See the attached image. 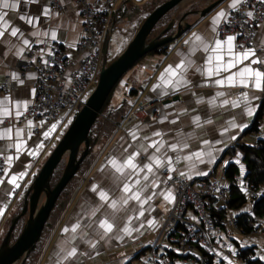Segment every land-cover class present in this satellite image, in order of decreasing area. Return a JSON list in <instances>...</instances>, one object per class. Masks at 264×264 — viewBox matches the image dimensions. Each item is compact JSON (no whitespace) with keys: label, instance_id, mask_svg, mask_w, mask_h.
<instances>
[{"label":"crops","instance_id":"1","mask_svg":"<svg viewBox=\"0 0 264 264\" xmlns=\"http://www.w3.org/2000/svg\"><path fill=\"white\" fill-rule=\"evenodd\" d=\"M124 1L115 0L111 10L105 12L110 23L119 27L117 34L120 35V40L117 45L114 44L115 48L119 46L121 40H125V42L129 40L137 25L147 15L142 11L132 15L127 12L132 6H142L148 0H130L133 5L128 9H126ZM210 2L211 0H204L198 9ZM230 3L231 0H221L205 16L199 19L193 17L195 22L193 27L182 37L169 44L166 53L146 54L131 70L127 81L121 80L117 90L120 91V95L116 98L114 105L110 104L109 99L108 107L114 109L119 105H124V111H127L136 101L143 100L146 103L147 114H156V118L155 120L145 118L137 121L126 131L115 128L102 141L91 164L83 174V179L74 187L75 189H72V194L64 208L58 211V216L48 231L46 242L42 249H39L32 264H57V261L61 260L59 253L63 250L66 254V250L74 244L78 247L81 255L75 258L72 264H132L133 260H138L142 252L141 249L148 247L143 244L156 239L157 234L161 231L173 203V200L169 202L164 199V194L168 191H171L174 196L173 189L166 185L161 173L163 168H168L165 156L173 158L172 171L185 178L207 176L223 178L226 183L224 170L229 163H234L238 168L236 174L243 181L246 165L240 145H253L258 139L264 140V131H262L264 130V114L259 118L257 131L249 130L261 106V90L255 88L252 78L246 77L249 84L252 85L249 87L239 83L234 86H229L227 83L223 86L213 83L217 78L238 72L243 66L249 65L252 59L250 57L249 60L241 61L233 68H227V62L231 58L227 46L222 47L219 53L222 60L219 62L215 59L216 53L212 52L215 39L224 40L227 37L220 38L217 35V27L225 18H221L219 24H213L212 18L222 9L228 13L231 10L228 7ZM45 8L49 10L47 15L43 14ZM0 12L6 13V27L2 29L5 35L0 37V82L4 76L9 75L15 83L12 89L0 93V108L7 109V114L0 113V122L4 118L12 120L10 124H0V156L5 163V168L0 174L1 242L10 220L18 213V207L21 205L22 208L23 203H20L39 169L40 162L46 158L45 155L48 152L40 138H34L30 134L29 120L18 121L17 111L21 115L34 98L33 90L37 73L33 68L21 73L16 66L25 58L24 55L28 48L39 47L36 56H40L49 50V45L52 42L65 45L67 54L75 57L74 46L80 39L82 22L80 8L75 0H63L60 10L51 9L47 0H35V2L19 0L16 9L0 8ZM21 15L26 17L25 20L19 19ZM28 17L32 18V23H28ZM261 25L264 26V22ZM12 27L19 30L16 37L10 35ZM127 27L129 34L125 39L122 30ZM53 32L56 33V39L52 38ZM194 34L200 36L201 40L197 41ZM25 39L29 41L27 45L23 43ZM262 40H264V27H258L254 49H256V58L260 59H264V47H260ZM105 43L107 44V39H105ZM233 43L238 45L236 40ZM205 45H208L207 50H205ZM242 50L239 47L233 49L234 52ZM209 56L212 57V60L210 63H206ZM181 59L193 62L192 67H189L185 72V78L190 83L181 84L178 90L173 91L171 86L162 83L161 75L168 66H175ZM218 64L221 65L219 76H208L206 69L211 67L215 73ZM196 66H200L205 71L196 72ZM251 66L257 67V65ZM14 75L16 79H13ZM236 79L238 81L239 77ZM21 80L23 84L20 83ZM132 89L134 91H131ZM238 90H242V92L237 94ZM217 92H223L224 96H216ZM242 93L248 94L247 102L243 99ZM174 96H177L176 99L170 100ZM224 99L230 102L237 101V107H232L231 103L223 104ZM198 100L200 103H197ZM246 103L254 109L250 115L245 111ZM196 116L200 117L199 127L193 120ZM165 117L167 118L165 119ZM209 119L212 124L205 123ZM173 120L176 121L175 125L171 123ZM233 123L237 127H232ZM241 123L244 127H239ZM225 128H227L226 132ZM17 130H19V136H17ZM155 131L161 132L162 135L160 137L153 136L152 133ZM178 132L181 134L180 136L177 135ZM133 133L137 136L136 140L131 138ZM145 135L150 139L145 140ZM232 136H235L236 139H231ZM44 137L46 136L43 134L42 138ZM153 139L164 141L165 146L161 148L160 153H156L160 156L164 166L159 168L154 166L155 175L149 173L148 181H144L142 172L139 177H133L130 180L128 178L131 174L130 169H125V174H121L115 172L109 165L108 161L112 157L123 159L130 152L136 151L139 154L135 162L142 168L143 163L148 162V157L155 153V146L148 148L150 140ZM177 139L185 140L189 144V148L185 149L182 145H178L175 150L167 147L168 144L175 143ZM204 139L209 140V145L202 143ZM18 141L21 142L19 152L16 149ZM144 148L148 150L144 151ZM125 149H128V152H125ZM189 150L191 152L197 150L204 153L211 152L214 159L204 155L203 163L195 157L185 160L183 157L191 154ZM30 153L38 155L37 161L31 160V156L34 154ZM236 154L238 155L235 156ZM9 156L12 157L11 161H7ZM220 164H222V171L218 173L217 168ZM241 166L244 169L243 174H241ZM5 169H7L6 172ZM21 172L24 175L17 179L15 184L8 183L12 176ZM137 178L141 185L147 184L141 194L146 202L140 205L135 201H129L131 207L125 206V210L116 214L118 221L113 233L105 239H100V236L103 235L102 230H99L98 226L89 228L87 225L93 224L100 218H106L103 215L104 212L110 213L112 210L107 208L105 202L99 200L96 193L92 191V185L95 184L98 188L103 187L108 190L110 198H118L122 195L123 184L132 183L135 188L136 185L133 181ZM154 181L156 186L152 187ZM147 196H151L152 199L148 200ZM97 206H99V211H97ZM94 211L96 212L95 216L92 215ZM141 211L143 212L142 216L139 215ZM129 216L133 219L128 220ZM148 220H152L153 225H149ZM73 224L81 226L75 233L76 240H72L71 226ZM125 224L130 229H135L131 236L124 235L120 231ZM65 228H68L69 231L64 232ZM117 236H122L123 239H117ZM93 241L97 245L95 249L90 246ZM136 248L138 249L136 250Z\"/></svg>","mask_w":264,"mask_h":264},{"label":"built area","instance_id":"2","mask_svg":"<svg viewBox=\"0 0 264 264\" xmlns=\"http://www.w3.org/2000/svg\"><path fill=\"white\" fill-rule=\"evenodd\" d=\"M47 2L53 10L62 9V0ZM75 2L80 8L82 22L81 36L74 46L76 56L68 55L65 45L52 42L49 50L40 56H36L39 47L28 48L25 58L16 66L21 73L31 68L37 73L34 98L18 121H32L30 134L34 138H40L47 151L55 146L98 82L104 54L103 38L109 30L105 12L110 11L115 4V0ZM248 11L253 12L252 17L246 15ZM263 22L264 3H260V0H245L236 10L228 12L217 27V35L220 38L235 35L238 45L254 48L257 25ZM257 67L260 65L257 64ZM14 86V81L6 75L0 82V93ZM241 92L242 90H238L237 94ZM260 101L264 103V90H261ZM145 118L155 120L156 114L148 115L146 103L138 100L130 107L117 128L126 131ZM1 123L10 124L12 120L4 118ZM52 124H55V128L47 137L42 138ZM37 157L34 154L31 160L37 161ZM4 168L5 163L0 156V174ZM161 173L166 185L174 191V200L157 239L147 247L146 258L138 264H209L210 258L213 264H228L225 256L230 259L238 258L231 238L240 231L235 211L227 204V194L231 184L237 186L245 194L248 205L260 191L246 186L237 174L230 181L225 180V183L223 178H185L174 171L169 172L168 168H163ZM263 219L264 217L259 220ZM259 231L262 230L256 228L250 234H259ZM262 236L264 238V233ZM240 260L242 264H253L248 260Z\"/></svg>","mask_w":264,"mask_h":264},{"label":"water","instance_id":"3","mask_svg":"<svg viewBox=\"0 0 264 264\" xmlns=\"http://www.w3.org/2000/svg\"><path fill=\"white\" fill-rule=\"evenodd\" d=\"M186 1L193 0H165L155 6L110 61H107L105 46L95 88L43 160L27 188L21 210L9 224L0 242V264H23L33 250L56 199L88 154V133L93 122L123 75L144 55L162 46L167 47L182 37L195 24L194 18L205 16L221 0H213L201 9L190 8L180 14L174 11L162 24L169 12ZM62 160V172L57 182L51 186L53 172ZM21 218H24L23 223L14 237L15 227Z\"/></svg>","mask_w":264,"mask_h":264},{"label":"snow or ice","instance_id":"4","mask_svg":"<svg viewBox=\"0 0 264 264\" xmlns=\"http://www.w3.org/2000/svg\"><path fill=\"white\" fill-rule=\"evenodd\" d=\"M32 2H35V0H32ZM63 2V0H62ZM245 0H231V3L228 5L229 8L236 10L238 8V5H240L241 3H244ZM19 0H12V2H9V0H0V8L3 9H16L18 6ZM260 3H264V0H260ZM48 9L45 8L43 10V14L47 15L48 14ZM5 15L6 13L4 12H0V37H3L5 35V32L2 30L4 27H6V21H5ZM228 15V13H226L225 10H220L218 11L215 16L212 18V23L213 24H219L221 22V18H226ZM246 15L248 17H252L253 16V12L252 11H248L246 13ZM25 16L21 15L19 17V19L21 20H25ZM28 23H32V18L28 17ZM257 27H264L262 25H257ZM18 29L16 27H12L11 28V32L10 35L12 37H16L18 35ZM195 35V34H194ZM253 35H255L253 33ZM52 38L56 39V33L53 32L52 33ZM236 36L235 35H229L227 36L224 40H220V39H215L214 41V47L212 48V52L216 53L215 59L219 62L222 60L221 55H219L221 49L223 46H227V50L230 54V59L227 62L226 67L227 68H233L235 67L237 64H240L241 61H245V60H249V58L251 57V63L249 65H245L242 68H240V70L238 72L235 73H231L229 75H227L226 77H222V78H217L213 81L214 84L216 85H220L223 86L226 83L229 86H234L236 83H239L240 85H243L245 87H249L252 86L249 84V80L246 79V77L248 78H252L254 81V86L255 88H257L258 90H264V70H261L262 68H264V59H260V58H256L255 56V51L256 49H254L253 47H245L244 45H235L233 42L236 40ZM195 39L197 41L201 40V37L198 35H195ZM23 43L25 45H27L29 43V41L27 39H25L23 41ZM241 48L243 49L242 51L239 52H234L233 49L234 48ZM260 47H264V40L261 41L260 43ZM208 49V45H205V50ZM22 51V50H21ZM212 60V57L209 56L208 60L206 61V63H210ZM192 61L191 60H185V59H181L178 63L175 64V66H168L165 70L164 73H162L161 75V80L162 83L166 86H171L173 91L178 90L179 86L181 84H188L190 83V81H188L185 78V72L189 67H192ZM260 65V67H252L251 65ZM220 67L221 65H217V69L216 72L214 73L211 67H208L206 69V74L208 76H213V75H217L219 76V72H220ZM196 72H201V71H205L203 69H201L200 66H196L195 68ZM237 77H239V80L237 81ZM13 79H16L15 75L13 76ZM21 84H23V81H20ZM158 87V86H156ZM34 91V90H33ZM216 96L219 97H223L224 93L223 92H217ZM242 97L245 100V102L248 101V94L247 93H242ZM197 103H200V101L198 100ZM231 103L232 107H237V101H229L227 99L223 100V104L227 105ZM254 109L249 106L246 103L245 106V111L248 115L251 114V112ZM0 113H4L7 114V109L6 108H0ZM17 117L20 116L19 111H17L16 113ZM167 117H165L166 119ZM194 122L197 123V127H199V120L200 117L196 116L193 118ZM32 121H28V124L31 125ZM41 123H43V121H41ZM172 124L175 125L176 121L173 120L171 121ZM205 123L207 124H212V121L206 120ZM232 127H237V125L235 123H233L231 125ZM239 127H244V125L241 123L239 125ZM55 128V124H52L51 127L49 128V131L44 132V135L47 137L49 135V132L51 130H53ZM224 131H227V128L224 129ZM153 136L155 137H160L162 134L159 131H155L152 133ZM178 136H180L181 134L178 132L177 133ZM17 136H19V130H17ZM131 138L133 140L137 139L136 134H132ZM145 140H149L150 138L145 135L144 136ZM231 139L235 140L236 137L232 136ZM202 143L204 145H209V140L204 139L202 141ZM216 143H219V141H216ZM178 145H182L183 148L188 149L189 148V144L182 139H177L175 143H170L167 145V147L171 148V149H177ZM155 146V153H153L150 157H148V162L143 163L142 168L140 165H138L135 160L136 157L138 156V152L136 151H132L130 152L129 155H127L126 158L123 159H117L116 157H112L111 159H109L108 163L109 165L115 170V172L117 173H121V174H125V169H130L131 170V174L129 175V179L131 180L133 177H139V175L141 174V172L143 173V179L144 181H148L149 180V173H151L152 175H155L154 172V166L159 168V167H163V161L161 160L159 155H156V153H160L161 152V148L164 147V141L160 140H150V143L148 144V148H151ZM21 148V142H17L16 144V149L17 152L20 151ZM144 151H147V148L143 149ZM125 152H128V149L124 150ZM190 151V155L189 156H185L183 157L185 160H191L192 157H195L197 160H199L201 163H203V159L202 157L204 155H208V157L210 159H214V157L212 156L211 152L208 153H204L201 152L199 150L195 151V152H191ZM30 154H34V153H30ZM165 158L167 159V167H168V171L172 172V164H173V158L170 156H165ZM12 157L9 156L7 158V161H11ZM6 161V162H7ZM227 163V162H226ZM146 170V171H143ZM7 171V169H5V172ZM243 166H241V174H243ZM199 174V173H198ZM24 175L23 172L12 176L9 180L8 183L9 184H15L16 180L19 178H22ZM181 175H183V173H181ZM169 179H171V177H169ZM133 183L136 185V187H133L132 183H124L123 187L121 189L122 195L118 198H110L109 196V191L105 190L103 187H97V185L93 184L92 185V191L96 193V195L99 197V200L101 202H105L107 205L108 209H111L112 211L109 213L107 211L104 212V216L106 218H100L98 219V221L94 222L93 224H88L87 227L89 228H96L98 226L99 230H102L103 235L100 236V239H105L107 236H109V234L113 233L114 231V227L117 224L118 221V217H117V213L125 210V206L131 207V205L129 204V201H135L140 205H143L146 201L145 198L142 197V193L144 192L145 188L147 187V184H143L141 185L139 178L135 179L133 181ZM243 183V182H241ZM18 186V185H17ZM156 186V182L154 181L152 183V187ZM243 190V189H242ZM147 199L150 200L152 199L151 196H147ZM164 199L171 202L172 200H174V196L172 195L171 191H168L167 193L164 194ZM97 211H99V206H97ZM96 212H92V215L95 216ZM139 215H143V212H139ZM133 217L129 216L128 220H132ZM147 223L149 225H153V221L152 220H148ZM81 226L79 224H73L71 226V232L73 233L72 235V240H76V235L75 233L77 232V230L80 228ZM64 232H68L69 229L65 228L63 229ZM120 231H122L124 233V235H128L131 236L132 232L135 231V229H130L128 227L127 224L124 225V227L122 229H120ZM117 239H123L122 236H117ZM93 249L96 248V242H91L90 245ZM229 248H231V245H229ZM61 260L57 261V264H72V261L77 258L79 255H81V253L78 250V247L74 244L71 246L70 249L66 250V254L65 252L62 250L59 253ZM225 260H228V264H232V261L229 260V258L227 256L224 257Z\"/></svg>","mask_w":264,"mask_h":264},{"label":"trees","instance_id":"5","mask_svg":"<svg viewBox=\"0 0 264 264\" xmlns=\"http://www.w3.org/2000/svg\"><path fill=\"white\" fill-rule=\"evenodd\" d=\"M163 1L165 0H148L146 3H143L142 6L139 7L132 6L130 9H137L138 12L142 11L144 14H147L155 6H157ZM127 14L132 15V13H129V11L127 12ZM103 41H104V45L107 46V44L105 43V37L103 38ZM167 48L168 46L167 47L162 46L150 53L163 54L166 53ZM115 87L116 86H114V88ZM114 88L108 95L102 109L100 110L97 118L93 122L91 129L88 133V139H89L88 154L84 157L82 163L77 169L76 174L69 180V182L66 184V186L63 188L62 192L56 199L49 213L47 221L42 229L41 234L43 233L44 229L49 223V220L52 217V215L55 214L56 207H58V211L64 208L70 195L72 194L71 191L72 188L74 189V187L78 183H80L79 181L83 179V174L86 172L89 165L91 164L92 158L98 146L101 145L102 141L106 139L112 133V131L115 130V128H117V125L121 122L125 114L129 111V110L124 111L125 110L124 105H119L117 108L114 109L108 107V102ZM131 91H134V89H132ZM263 108H264V103H261L258 115L249 130L257 131L259 118L264 114ZM240 147H241V151L243 152V161L246 165V174L243 178V182L246 186L250 187L252 190L258 192L260 191V192L259 195L253 198L250 204H248L249 207H246L248 200L245 194L241 192V190L237 186L231 184L227 194V204L230 208H232L235 211V219H236L237 227L240 231L239 233L243 235H250V233L257 228L258 220L264 217V140L258 139L256 143H254L253 145L241 144ZM63 165H64V160H62L55 168L50 182L51 186H53L57 182L62 172ZM236 173H238L237 166L234 163H229L224 170V178L227 181H230ZM69 193L70 195L68 196ZM22 203L23 201L20 204ZM20 210H21V205L18 207V213ZM15 215L13 216V218L15 217ZM22 223H23V218L20 219L19 224L22 225ZM40 238L41 235L36 245L34 246L33 250L31 251V253L29 254V256L27 257V259L23 264H32L34 262L35 256L37 255L40 249V247L37 248ZM231 241L232 243L234 242L233 244L236 247H238L237 249L238 258L242 260H248L253 264H264V260H262L260 257L255 256L254 246H250V247L244 246L243 250L239 251L240 241L236 240L235 238H231ZM143 250L144 248L141 249V251ZM209 264H213L211 258L209 259Z\"/></svg>","mask_w":264,"mask_h":264},{"label":"rangeland","instance_id":"6","mask_svg":"<svg viewBox=\"0 0 264 264\" xmlns=\"http://www.w3.org/2000/svg\"><path fill=\"white\" fill-rule=\"evenodd\" d=\"M211 1H213V0H211ZM203 2H204V0H193V1H186L185 3H182L181 5H179L178 7H176L174 10H172L171 12H169L165 16V18L162 21V24H163V22H166L172 16V12L177 11V13L180 14L183 11L188 10L190 8H192V9H198V7H200ZM124 5H125L126 9H128V8H130L133 5V3L130 0H125L124 1ZM137 12H138L137 9H130L129 10V13H132V14H135ZM190 18H192V17H190ZM125 22H128V21H125ZM108 24H109V30L107 31V33L105 35V39L108 40L107 41V61H110L117 54L118 50L124 44L125 40H123V41L121 40L119 46L117 48H115L116 46L114 47V44L117 45L118 44V41L120 40V35L117 34L119 27L117 28L116 26H118V25H116L114 23H110L109 20H108ZM128 30H129L128 27L127 28H124L122 30L124 32V34H125V36H124L125 39L128 36V34H129V31ZM130 31H131V28H130ZM138 62H139V60H138ZM138 62H136V64ZM136 64H134V66ZM134 66L132 68H130L123 75L122 79H120V81L118 82V84H116V87H115V89L113 90V92L111 93V96H110V104L111 105H114L115 104L114 102L116 101V98H118V96L120 95V93H119L120 91H117V90H118V87H119V85L121 83V80L123 82L124 81H127V76L129 75V73L131 72V70L134 68ZM262 124H263V122H262ZM262 129H263V126H262ZM262 131H264V130H262ZM49 152L50 151L46 152V155L45 156H47V154ZM237 155L238 154H236L235 156H237ZM42 162L43 161L40 162V164H39L38 167H40V165L42 164ZM221 171H222V164H220L218 166V168H217V172L218 173H220ZM70 193L68 194V196L70 195ZM57 212H58V207H56L55 214L52 215V217L49 220V223L47 224L46 228L44 229L43 233L41 234V238H40V241L38 242L37 248L40 247V249H42V247L44 246V244L46 242V239L48 237V231H49L51 225L53 224V222L55 221V219L57 218L55 216L56 215L58 216V213ZM12 220L13 219L10 220V223H11ZM23 220H24V218H23ZM19 222H18V224H19ZM20 226H21L20 224L16 226V229H15V232H14V237L19 232ZM257 228H260V230H262V231H259V234L257 233L255 235H253V234L252 235L251 234L250 235H243V234H240L239 232H236V233H234L233 238H235L236 240L240 241L239 251L243 250L244 246H248V247L254 246V248H255V256L256 257H260L262 260H264V238L262 236V233H264V219L263 220H258ZM157 236H158V234H157ZM156 239H157V237H156ZM156 239L154 238L150 243H145V244H143V246H146V245L147 246H150V245H152L155 242ZM228 239L230 240V237H228ZM234 247L236 249H238V247H236L235 245H234ZM137 249L138 248H136V250ZM148 249L149 248H145L141 252L140 257L138 258V260H133L132 261V264H138L141 260H143L144 258H146V255L148 254ZM231 257H233V256H231ZM229 260L232 261V264H242V262H241V260L239 258H231V259L229 258Z\"/></svg>","mask_w":264,"mask_h":264}]
</instances>
